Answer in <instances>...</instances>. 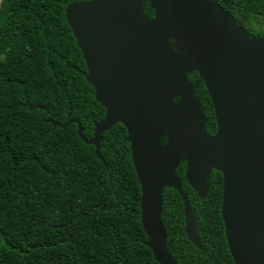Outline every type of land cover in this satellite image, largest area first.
I'll use <instances>...</instances> for the list:
<instances>
[{"label": "trees", "instance_id": "trees-1", "mask_svg": "<svg viewBox=\"0 0 264 264\" xmlns=\"http://www.w3.org/2000/svg\"><path fill=\"white\" fill-rule=\"evenodd\" d=\"M85 1L92 0L1 2L0 264H158L145 245L126 129L116 124L102 134V160L77 134L79 123L91 139L105 116L65 18L69 5ZM213 2L249 37H264L254 26L256 17L264 19V0ZM142 9L154 17L149 0H142ZM186 76L212 135L207 92L196 72ZM180 100L169 97L173 105ZM166 141L161 135V145ZM175 172L200 248L187 239L181 196L164 187L168 253L176 264H234L221 219L222 175L211 172L208 194L200 199L188 183L184 159Z\"/></svg>", "mask_w": 264, "mask_h": 264}, {"label": "water", "instance_id": "water-1", "mask_svg": "<svg viewBox=\"0 0 264 264\" xmlns=\"http://www.w3.org/2000/svg\"><path fill=\"white\" fill-rule=\"evenodd\" d=\"M149 4L152 19L142 0H92L65 9L87 82L105 109L91 139L76 123L78 137L102 160V134L116 124L126 129L145 245L158 264H176L161 221L164 187L181 196L187 239L200 248L175 173L182 158L200 199L208 194L211 172L222 175L221 219L233 263L264 264V37H249L213 0ZM192 71L213 110V136L205 131L207 119L187 80ZM170 96L181 100L173 105Z\"/></svg>", "mask_w": 264, "mask_h": 264}, {"label": "rangeland", "instance_id": "rangeland-1", "mask_svg": "<svg viewBox=\"0 0 264 264\" xmlns=\"http://www.w3.org/2000/svg\"><path fill=\"white\" fill-rule=\"evenodd\" d=\"M254 26L257 31H264V19L256 17L254 20Z\"/></svg>", "mask_w": 264, "mask_h": 264}, {"label": "flooded vegetation", "instance_id": "flooded-vegetation-1", "mask_svg": "<svg viewBox=\"0 0 264 264\" xmlns=\"http://www.w3.org/2000/svg\"><path fill=\"white\" fill-rule=\"evenodd\" d=\"M214 120H215V119H214ZM206 123H207V122H206ZM205 131H206V126H205ZM215 132H216V125H215V129H214L213 134H212V135H209V134H208V135H209V136H213V135L215 134ZM206 133H207V132H206ZM182 159H183V158H182ZM182 159H181V160H182ZM181 160H180V161H181ZM177 167H178V166H177ZM176 169H177V168H176ZM175 171H176V170H175ZM175 173H176V172H175ZM177 177H178V176H177Z\"/></svg>", "mask_w": 264, "mask_h": 264}]
</instances>
